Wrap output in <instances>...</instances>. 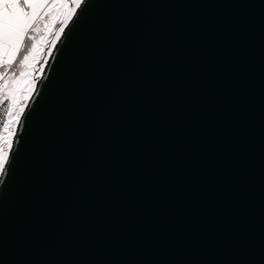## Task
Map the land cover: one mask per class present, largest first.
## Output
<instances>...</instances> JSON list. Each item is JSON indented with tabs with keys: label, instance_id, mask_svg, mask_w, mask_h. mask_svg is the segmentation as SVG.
<instances>
[{
	"label": "water",
	"instance_id": "obj_1",
	"mask_svg": "<svg viewBox=\"0 0 264 264\" xmlns=\"http://www.w3.org/2000/svg\"><path fill=\"white\" fill-rule=\"evenodd\" d=\"M0 184V264H264V0H89Z\"/></svg>",
	"mask_w": 264,
	"mask_h": 264
},
{
	"label": "snow or ice",
	"instance_id": "obj_2",
	"mask_svg": "<svg viewBox=\"0 0 264 264\" xmlns=\"http://www.w3.org/2000/svg\"><path fill=\"white\" fill-rule=\"evenodd\" d=\"M89 0H0V184L13 169L17 132L50 62Z\"/></svg>",
	"mask_w": 264,
	"mask_h": 264
},
{
	"label": "rangeland",
	"instance_id": "obj_3",
	"mask_svg": "<svg viewBox=\"0 0 264 264\" xmlns=\"http://www.w3.org/2000/svg\"><path fill=\"white\" fill-rule=\"evenodd\" d=\"M3 118V115H2V113H0V119H2Z\"/></svg>",
	"mask_w": 264,
	"mask_h": 264
}]
</instances>
